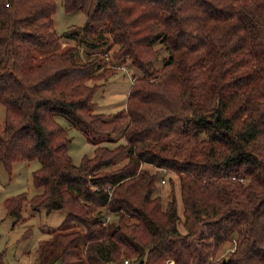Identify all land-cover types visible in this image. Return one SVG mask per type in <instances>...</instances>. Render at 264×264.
<instances>
[{"label": "trees", "instance_id": "16d2710c", "mask_svg": "<svg viewBox=\"0 0 264 264\" xmlns=\"http://www.w3.org/2000/svg\"><path fill=\"white\" fill-rule=\"evenodd\" d=\"M61 1L86 21L59 34L58 0H0V162L38 160L42 189L5 209L67 211L34 264H264V0ZM128 61L125 107L95 112ZM61 117L92 156L75 163ZM146 164L178 175L183 216Z\"/></svg>", "mask_w": 264, "mask_h": 264}, {"label": "rangeland", "instance_id": "374dc122", "mask_svg": "<svg viewBox=\"0 0 264 264\" xmlns=\"http://www.w3.org/2000/svg\"><path fill=\"white\" fill-rule=\"evenodd\" d=\"M54 20L56 29L60 34L71 27L82 26L86 21V14L83 11L66 12L62 1L58 0ZM68 43L73 44L74 42L70 40ZM157 45L159 46V43ZM64 46L65 43L62 42L58 49ZM89 49L92 52H101L105 50V47H90ZM82 50L81 58L86 59L87 54L83 47ZM48 52L50 51L36 49L37 55H43ZM166 52L161 51L155 61L156 68H160L163 65V58L167 54ZM140 74L141 71L129 61L125 63L124 69L115 68V72L94 95L96 103L94 111L110 116L123 109L134 77ZM4 118L5 108L1 107L0 124L2 125L4 124ZM59 122L68 128L71 137L68 152L75 163H79L84 155L92 156L96 145L90 142L79 129L71 126L65 118H59ZM123 142H125L124 138L120 139L119 142L104 141L101 144L113 147ZM125 160L126 158L124 162ZM39 166L38 160H20L13 163L10 171L0 162V250L4 253L6 264L35 262L39 240L49 237L54 229L61 226L67 214L65 209L48 212L43 207H32L29 203L24 205L19 217L7 213L4 201L8 197L25 193L28 198H31L42 191L41 188H37L33 183V171L38 169ZM146 167L152 171H158L156 194L163 198L164 205L170 199L172 191H176L178 211L183 216L184 207L180 196L178 175L165 169L156 170V167L151 164H146ZM180 228L184 230L183 224H180ZM227 244L229 249L233 246L232 242Z\"/></svg>", "mask_w": 264, "mask_h": 264}, {"label": "built area", "instance_id": "2783aa9c", "mask_svg": "<svg viewBox=\"0 0 264 264\" xmlns=\"http://www.w3.org/2000/svg\"><path fill=\"white\" fill-rule=\"evenodd\" d=\"M126 263H128V260H125ZM23 264H34V262H25ZM168 264H173V261L172 260H168Z\"/></svg>", "mask_w": 264, "mask_h": 264}, {"label": "water", "instance_id": "95a60500", "mask_svg": "<svg viewBox=\"0 0 264 264\" xmlns=\"http://www.w3.org/2000/svg\"><path fill=\"white\" fill-rule=\"evenodd\" d=\"M56 264H61V261H58Z\"/></svg>", "mask_w": 264, "mask_h": 264}]
</instances>
